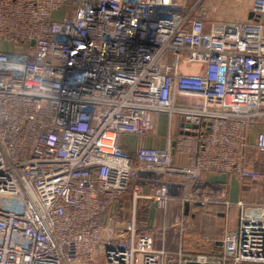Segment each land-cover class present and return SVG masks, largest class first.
Here are the masks:
<instances>
[{
  "label": "built area",
  "instance_id": "built-area-1",
  "mask_svg": "<svg viewBox=\"0 0 264 264\" xmlns=\"http://www.w3.org/2000/svg\"><path fill=\"white\" fill-rule=\"evenodd\" d=\"M250 1L253 16L216 21L207 0H0L14 46L0 52V264H264V193L238 201L219 256L156 248L136 219L212 173L264 187V0ZM162 115L165 147H121L160 138Z\"/></svg>",
  "mask_w": 264,
  "mask_h": 264
},
{
  "label": "crops",
  "instance_id": "crops-1",
  "mask_svg": "<svg viewBox=\"0 0 264 264\" xmlns=\"http://www.w3.org/2000/svg\"><path fill=\"white\" fill-rule=\"evenodd\" d=\"M206 5L209 10L207 17L211 20H242L250 16L247 13L251 8L250 0H207ZM63 8L64 11L62 10ZM71 12L69 6L65 4L60 10L53 12V19L62 21ZM13 48L14 46L11 43L0 40V52H7ZM166 120V116L162 115L160 117V132L165 129ZM174 125L176 127L174 133L177 134L178 129L181 127L178 119L174 120ZM140 146L165 147L166 141L161 136L157 139H143L129 134L125 135L121 140V147L131 155ZM252 184L257 189L247 194L244 192L243 182L239 177L212 173L201 179L194 186H188L189 199H186L188 200L186 202L189 203H187V206L173 208V210H177V215H180L181 212L184 218H191L192 225H190V222L189 226L187 225L184 228L185 231L182 234L174 229L173 222L175 217L173 212L169 211L167 213L170 204L178 199H172L165 209H159L152 201L142 200V202L140 201L141 203L146 202V213L144 211L145 214L139 215L137 212L136 219L138 222L147 225L148 232L154 238L156 248H164L169 252L177 253L179 250L184 252V248L187 246L188 250H186V253L188 254L219 256L222 253L221 243L225 231L238 226L240 213V209L237 206L238 201L242 198L250 202L262 200L261 195L264 193L262 183ZM261 187H263V191ZM225 188L227 189L226 191ZM222 190L226 192L223 197L219 196L220 193L222 194ZM161 213H164L162 219ZM181 240L183 245L180 244ZM156 242H160V244H156Z\"/></svg>",
  "mask_w": 264,
  "mask_h": 264
},
{
  "label": "rangeland",
  "instance_id": "rangeland-1",
  "mask_svg": "<svg viewBox=\"0 0 264 264\" xmlns=\"http://www.w3.org/2000/svg\"><path fill=\"white\" fill-rule=\"evenodd\" d=\"M64 8L62 9L63 11H64ZM65 12H66V10H65ZM59 14H62V13H59ZM261 21H262V23H264V16H262V15H261ZM165 129H166V125H165ZM165 129L164 130L162 129L161 132H160V136L162 138H163V132L166 133V130ZM138 140H139V138H138ZM185 184H186V192L184 193L183 197L179 198L178 200H174L170 204L169 209L167 210V213H169V211L173 212V215L175 217L174 218V222H173V226L175 224H178L177 225V228H174V229H177V231H180L179 233H181V234L185 231L184 228L187 225L189 226V223L191 222V218L190 217H188V219L184 218L182 216V213L181 212H180V215H177L178 214L177 210L176 209L173 210V208L174 207H183V206L186 207L187 206V203H189V202L184 201L185 199H189V195H188L189 194V192H188L189 188L187 189V187H188L187 184H189V183H185ZM243 187H244V192H246L247 194H249V192L255 191V189H257V187H255L253 184L246 185V184L243 183ZM262 189H263V187H261V190ZM226 190L227 189L225 188V191ZM225 191L222 190V194L220 193L219 196L223 197L224 195H226V192ZM129 200H126L127 202H126L125 206L124 207H121V209L118 211L119 215H118L117 222L120 225L124 224V222L127 219H129V217H130V215L132 213V208L129 206V204H130L129 203L130 202ZM141 202H139L138 208H137V212H138L139 215L145 214L146 213V209H147L146 202H143V203H141ZM144 211H145V213H144ZM189 212H190V210H189ZM163 216H164V213H161V219L163 218ZM190 225H192V222L190 223ZM231 229H233V228H231ZM156 244H160V242H156ZM180 244L183 245L182 244V240H181V243ZM252 264H255V263H252Z\"/></svg>",
  "mask_w": 264,
  "mask_h": 264
},
{
  "label": "trees",
  "instance_id": "trees-1",
  "mask_svg": "<svg viewBox=\"0 0 264 264\" xmlns=\"http://www.w3.org/2000/svg\"><path fill=\"white\" fill-rule=\"evenodd\" d=\"M200 181V180H199ZM199 181H196V182H187V183H189V184H187L189 187H191V186H194L196 183H198ZM187 189H188V187H187ZM126 200H129V197H126ZM223 239V238H222ZM222 244V243H221ZM222 246V245H221ZM186 250H188L187 249V246H185V248H184V253H186ZM222 252V251H221ZM187 254V253H186Z\"/></svg>",
  "mask_w": 264,
  "mask_h": 264
},
{
  "label": "water",
  "instance_id": "water-1",
  "mask_svg": "<svg viewBox=\"0 0 264 264\" xmlns=\"http://www.w3.org/2000/svg\"><path fill=\"white\" fill-rule=\"evenodd\" d=\"M250 16H253V14H251ZM186 264H217V263L215 262L201 263L198 261H188Z\"/></svg>",
  "mask_w": 264,
  "mask_h": 264
}]
</instances>
